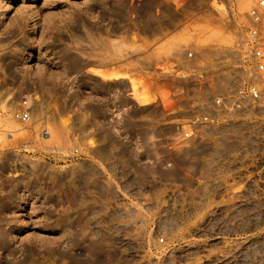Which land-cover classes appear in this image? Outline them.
<instances>
[{
  "label": "rangeland",
  "instance_id": "rangeland-1",
  "mask_svg": "<svg viewBox=\"0 0 264 264\" xmlns=\"http://www.w3.org/2000/svg\"><path fill=\"white\" fill-rule=\"evenodd\" d=\"M256 1L0 0V264H264V146L209 144L148 91Z\"/></svg>",
  "mask_w": 264,
  "mask_h": 264
},
{
  "label": "built area",
  "instance_id": "built-area-1",
  "mask_svg": "<svg viewBox=\"0 0 264 264\" xmlns=\"http://www.w3.org/2000/svg\"><path fill=\"white\" fill-rule=\"evenodd\" d=\"M228 33L227 45L204 53L187 48L157 63L148 91L154 104L180 115L178 125L200 130L209 144L264 146V0L256 1L245 27ZM28 102L20 99L13 120L30 122ZM41 132L49 136L46 129Z\"/></svg>",
  "mask_w": 264,
  "mask_h": 264
},
{
  "label": "bare ground",
  "instance_id": "bare-ground-1",
  "mask_svg": "<svg viewBox=\"0 0 264 264\" xmlns=\"http://www.w3.org/2000/svg\"><path fill=\"white\" fill-rule=\"evenodd\" d=\"M95 72V71H94ZM96 74L95 75H101L99 72H98V70H96V72H95ZM134 81H132V83H133ZM136 87H137V84H136ZM144 87V86H143ZM130 88V87H129ZM133 89H135V88H133V85H132V90ZM140 90V89H139ZM134 92H136V90L134 91ZM138 92V91H137ZM145 94H146V92H144ZM143 92H138V96H137V99L138 100H140L141 102H147V97H146V95L144 94Z\"/></svg>",
  "mask_w": 264,
  "mask_h": 264
}]
</instances>
